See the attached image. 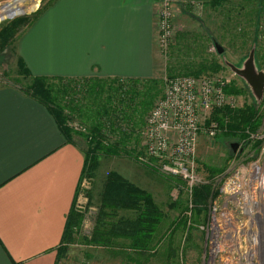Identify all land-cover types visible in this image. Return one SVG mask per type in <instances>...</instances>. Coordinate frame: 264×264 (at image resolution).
<instances>
[{
  "label": "rangeland",
  "instance_id": "obj_1",
  "mask_svg": "<svg viewBox=\"0 0 264 264\" xmlns=\"http://www.w3.org/2000/svg\"><path fill=\"white\" fill-rule=\"evenodd\" d=\"M57 1L0 0V85L25 89L32 78H39L27 70L19 54V41ZM189 1L193 3L190 12L185 9L190 6ZM189 1H174L173 36L167 51L162 53L155 44L156 57L150 77L133 80L158 82L160 95L155 99L153 108L163 97L165 84L171 76H183L184 70L190 67L197 69L217 63L221 65L218 73L205 74L223 78L228 86L239 92L228 95L234 101L227 102L225 107H253L257 114V127L249 132L245 141L238 137L229 138L220 129L211 138L202 134L193 157V182L190 183L179 176L164 174L154 160L145 156L140 159L142 152L145 155L143 129L146 125L138 122L134 129L142 131L140 137L137 136L139 144L135 153L131 155L121 151L118 156L101 157L95 180L84 177L74 204L75 211L81 215V223L75 232L76 240L68 247L61 264H264V94L257 102L245 82L224 64L226 61L239 66L247 58L256 31L253 32L254 27L242 12L236 20L226 24L222 16L203 7L198 0ZM233 2L240 6L246 4L244 0ZM257 33L255 54L260 69L264 71V15ZM156 35L155 26V38ZM213 40L224 49L222 55L217 54ZM92 78L112 79L96 75L68 79L80 80L78 83L82 85L85 79ZM77 88L79 90L80 87ZM76 120L68 124L72 130L71 140L83 147L85 155L89 149L86 130L93 120L88 121L83 116L82 122ZM254 165L260 168L258 180L251 175ZM110 171L117 172L143 190L163 214L151 248L142 250L141 254L130 249V239L116 238L114 244L105 247L85 242L91 239L96 226L102 184ZM253 188L257 189L253 193L254 200L260 197V202L255 201L259 205L257 209L246 202ZM236 189L243 192L242 198L232 197ZM251 211L253 214H248ZM118 214L107 220L116 222L119 216L135 217L132 211H119ZM181 218L186 220L185 228L177 223ZM173 226L176 231L170 240L176 252L169 259L167 244L170 240L162 235L165 231L174 230Z\"/></svg>",
  "mask_w": 264,
  "mask_h": 264
},
{
  "label": "crops",
  "instance_id": "obj_2",
  "mask_svg": "<svg viewBox=\"0 0 264 264\" xmlns=\"http://www.w3.org/2000/svg\"><path fill=\"white\" fill-rule=\"evenodd\" d=\"M156 11V0H58L19 54L35 77L148 78ZM84 158L42 104L0 85V264H57Z\"/></svg>",
  "mask_w": 264,
  "mask_h": 264
},
{
  "label": "trees",
  "instance_id": "obj_3",
  "mask_svg": "<svg viewBox=\"0 0 264 264\" xmlns=\"http://www.w3.org/2000/svg\"><path fill=\"white\" fill-rule=\"evenodd\" d=\"M198 1L203 7L222 16L226 24L231 23L242 12L248 18L249 24L251 23L254 27L253 32L256 31L253 45L254 42L256 43L257 29L260 26V19L264 15V0H244L246 4L241 6L235 4L233 0ZM192 4L190 2V6L185 9L190 12ZM213 42L215 41L213 40ZM257 57L255 54L256 66L261 70ZM190 68L184 70L183 76L210 77L205 73H218L221 70V65L212 62L208 66H201L197 69ZM78 81L80 82V80L74 81L68 78H32L28 87L19 90L42 104L50 112L61 133L70 142L72 141V130L68 127L70 122H74L76 119V121L80 119L79 121L82 122V116L88 121L93 120L90 122L92 124L89 126L90 128L86 130L85 137L89 149L84 155L82 175V181L84 177L93 181L101 157L118 156L121 151L131 155L135 153L139 144L137 136L140 137L139 133L142 130L134 128L138 122L143 124L142 126L145 125L144 118L152 110V105L160 95V90L156 80L92 78L85 79L82 85H79ZM225 93L227 95L239 94L233 86H227ZM256 115L254 108L250 106L244 108L223 107L213 110L204 125L207 127L210 122H215L218 130H224L225 136L238 137L245 141L249 132L254 131L257 127ZM141 156L146 157L143 152L140 154V159ZM87 195L91 201L90 193L88 192ZM99 201L98 220L91 239L85 240L86 243L105 247L114 244L116 238H121L131 240L130 249L136 254H141L142 250H146L148 247L151 248L150 244L153 236L158 232L157 227L163 214L152 203L149 195L117 172L110 171L103 181ZM119 211L135 212V217L130 219L119 216L116 222L107 220L118 216ZM81 219V215L73 207L67 218L57 264L65 259L68 247L75 242L77 234L75 232L78 231ZM177 223L181 224L183 228L186 227L185 218L179 219ZM172 229L174 230L168 233L165 231L162 235L163 238L167 236L170 240L176 231L175 226ZM167 246L170 259L176 251L171 240Z\"/></svg>",
  "mask_w": 264,
  "mask_h": 264
},
{
  "label": "built area",
  "instance_id": "obj_4",
  "mask_svg": "<svg viewBox=\"0 0 264 264\" xmlns=\"http://www.w3.org/2000/svg\"><path fill=\"white\" fill-rule=\"evenodd\" d=\"M174 1L156 0L155 44L162 53L167 51L173 36ZM227 86L228 83L223 78L211 76L170 78L165 84L163 97L154 105L145 120L143 140L147 159L156 161L164 174L179 176L192 183L191 170L198 139L202 134L209 138L214 137L218 130L215 122H210L205 127L204 122L210 118L208 113L234 101L225 93ZM251 171L252 177L258 180L261 176L260 168L254 165ZM256 190L253 188L246 198V202H250L255 209L259 207L255 201L260 200L256 194L257 200H254L253 193ZM232 197L242 198L243 192L236 189Z\"/></svg>",
  "mask_w": 264,
  "mask_h": 264
},
{
  "label": "water",
  "instance_id": "obj_5",
  "mask_svg": "<svg viewBox=\"0 0 264 264\" xmlns=\"http://www.w3.org/2000/svg\"><path fill=\"white\" fill-rule=\"evenodd\" d=\"M214 47L217 54L222 55L224 49L216 41L214 42ZM224 64L234 75L245 82L257 102L262 99L264 94V71L259 70L256 66L254 45L247 58L239 66H235L226 61Z\"/></svg>",
  "mask_w": 264,
  "mask_h": 264
},
{
  "label": "bare ground",
  "instance_id": "obj_6",
  "mask_svg": "<svg viewBox=\"0 0 264 264\" xmlns=\"http://www.w3.org/2000/svg\"><path fill=\"white\" fill-rule=\"evenodd\" d=\"M247 256V255H246Z\"/></svg>",
  "mask_w": 264,
  "mask_h": 264
}]
</instances>
